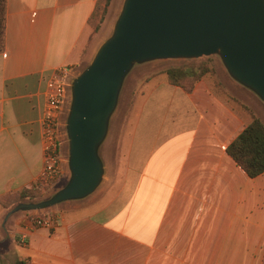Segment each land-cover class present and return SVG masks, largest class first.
Returning <instances> with one entry per match:
<instances>
[{
    "label": "crops",
    "instance_id": "obj_1",
    "mask_svg": "<svg viewBox=\"0 0 264 264\" xmlns=\"http://www.w3.org/2000/svg\"><path fill=\"white\" fill-rule=\"evenodd\" d=\"M96 3L6 0L0 264H258L248 254L264 252V171L248 176L226 147L254 117L264 121V104L223 66L190 90L165 71L146 76L133 117L131 101L117 122L123 154L102 158L87 195L40 207L18 197L42 168L45 80L57 66L91 60L107 20L92 21ZM60 154L59 189L70 176ZM31 214L56 224L30 227Z\"/></svg>",
    "mask_w": 264,
    "mask_h": 264
},
{
    "label": "water",
    "instance_id": "obj_2",
    "mask_svg": "<svg viewBox=\"0 0 264 264\" xmlns=\"http://www.w3.org/2000/svg\"><path fill=\"white\" fill-rule=\"evenodd\" d=\"M219 52L228 74L264 102V0H124L112 34L70 84L67 182L32 207L90 193L123 77L135 62Z\"/></svg>",
    "mask_w": 264,
    "mask_h": 264
},
{
    "label": "rangeland",
    "instance_id": "obj_3",
    "mask_svg": "<svg viewBox=\"0 0 264 264\" xmlns=\"http://www.w3.org/2000/svg\"><path fill=\"white\" fill-rule=\"evenodd\" d=\"M101 1V0H100ZM124 0H111L107 12L105 11L103 15L105 14V17H107V20L103 24H99L100 28H103L100 32V35L98 36L99 43L96 44L95 51L93 52L92 58L97 51L98 47L112 34L115 21L121 11L122 5ZM97 12L93 15L92 21L97 20V18L101 14V8L102 3L99 0L97 1ZM98 24V23H97ZM98 30V31H99ZM91 58V60H92ZM83 64L79 70L74 69V73L71 75L70 81L73 80V78L78 75L89 63ZM204 63L208 65L211 69H214L217 66H224L222 62V58L219 52H215L209 55H202L199 57H173V58H158V59H150L143 62H135L131 65L128 72L125 74V76L122 79L120 89L118 92V96L116 99L115 106L111 112V114L108 117V125H107V131L103 138V140L100 142L97 148V153L99 158L102 161V158L105 156L110 158H116V155H122L123 152H120L119 147V133L116 131L117 122H122L123 118L126 115L127 106L132 101V104L134 105L132 107V104L129 108L130 115L129 117H133L134 111L136 108V105L139 101V95L137 94V91L139 90V86L145 85V83L141 82L146 78L148 75H152L156 72L155 78L158 76H162V71H165L168 67L173 66H182V65H190V64H199ZM226 69V68H225ZM79 71V72H78ZM158 72V73H157ZM159 74V75H158ZM154 78V79H155ZM66 95V99L64 100V103L62 105V110L64 108V111L61 110L60 117L63 116L64 121L62 119H59V146H60V152H63V156L68 159V136L66 132V116L68 114L70 101H71V92L70 88H68ZM261 100V99H260ZM262 101V100H261ZM263 102V101H262ZM264 104V102H263ZM126 118V117H125ZM264 123V121H262ZM124 130H126V126L124 127ZM62 154V153H61ZM62 156V157H63ZM64 162V161H61ZM63 182V179L58 180L57 177L52 180L47 186H45V190L43 193H40L39 198H35L38 201L45 200L48 197H50L54 191L58 190L60 186H58L60 183ZM51 188V191L49 192ZM249 259L256 260L258 264H264V252H256V253H249L248 254Z\"/></svg>",
    "mask_w": 264,
    "mask_h": 264
},
{
    "label": "trees",
    "instance_id": "obj_4",
    "mask_svg": "<svg viewBox=\"0 0 264 264\" xmlns=\"http://www.w3.org/2000/svg\"><path fill=\"white\" fill-rule=\"evenodd\" d=\"M100 2L102 3L100 18H102L110 0H99V4ZM97 9L96 3L93 15L96 14ZM5 17L6 0H0V51L4 48ZM210 72L212 69L204 63L173 66L165 69L168 82L185 90H190L198 79ZM226 151L248 176L253 177L262 173L264 171V124L260 119L254 117L227 145ZM40 193L42 190L31 187L19 192L18 197L33 199L39 197Z\"/></svg>",
    "mask_w": 264,
    "mask_h": 264
},
{
    "label": "built area",
    "instance_id": "obj_5",
    "mask_svg": "<svg viewBox=\"0 0 264 264\" xmlns=\"http://www.w3.org/2000/svg\"><path fill=\"white\" fill-rule=\"evenodd\" d=\"M74 65L54 68L45 80V107L42 116V168L31 186L44 189L59 173L62 161L59 144V114L66 99ZM72 81V80H71ZM30 227L53 228L56 220L52 215H29L26 219Z\"/></svg>",
    "mask_w": 264,
    "mask_h": 264
}]
</instances>
